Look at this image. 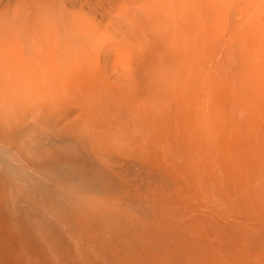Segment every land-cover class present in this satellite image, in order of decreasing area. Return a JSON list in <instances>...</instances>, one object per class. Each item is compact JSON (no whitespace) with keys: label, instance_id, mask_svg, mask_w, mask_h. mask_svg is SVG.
Segmentation results:
<instances>
[{"label":"rangeland","instance_id":"obj_1","mask_svg":"<svg viewBox=\"0 0 264 264\" xmlns=\"http://www.w3.org/2000/svg\"><path fill=\"white\" fill-rule=\"evenodd\" d=\"M0 9L3 30L13 11L27 24L22 30L30 26L23 62L0 74V92H8L0 100V145L16 154L22 145L31 159L56 152L55 161L91 170L105 165L91 155L95 140L123 155L138 151L110 165L135 175L124 174L123 192L114 183L105 205L86 196L79 210L109 225L116 216L107 206L124 204L135 231L157 206L172 229L194 228L197 215L240 225L249 264H264V0H2ZM47 189L44 197L63 192ZM66 218L62 210L57 219ZM55 224L49 236L59 243L51 249L73 256L82 241L71 235L88 232ZM182 239L190 255L191 231Z\"/></svg>","mask_w":264,"mask_h":264},{"label":"bare ground","instance_id":"obj_2","mask_svg":"<svg viewBox=\"0 0 264 264\" xmlns=\"http://www.w3.org/2000/svg\"><path fill=\"white\" fill-rule=\"evenodd\" d=\"M1 2L2 0H0V4ZM41 10H44L43 7ZM3 12V9H0V74L4 73L5 76L8 72L12 73L16 66L18 67V60L23 62L25 58L22 48L23 33H29L27 29L30 26L22 30L24 22L20 20V14L13 11L10 17L14 19V22L3 30ZM75 16L77 15L75 14ZM26 20L30 19L26 18ZM77 22L79 21L77 20ZM17 23L22 32L14 28L15 25H18ZM8 50L14 51V55L7 54ZM31 55H33L32 52ZM7 95L6 91L0 92V100H6ZM4 102L2 101V103ZM95 141H89L92 143L90 146L91 155L92 157L97 156L98 164L99 162L105 164L104 167H98L96 170L87 169L79 162L77 165L70 162L69 165H65V163L55 161L54 157L58 155L56 152L46 155L43 159L39 157L31 159L27 148L22 145L17 154L10 152L9 147H5L4 144L0 145V183L5 182L3 185L7 188L5 195L0 197V207L4 214L2 215V212L0 214L4 219L2 226L0 223V227H2V232L0 231V264H249L251 259L245 255L247 237L240 233V225L222 226L214 219L207 220L206 217L197 215L194 220V228L192 226V228L172 229L173 227L167 225L169 222L163 223L165 218L162 208L157 206L143 212L142 217L144 221H147V223L142 222L145 229L143 227L141 231H135L134 224L133 228L128 224V221L130 222L133 218V210L124 204L114 208L107 206L109 216H116L109 225H104L103 221L91 219L89 213L79 210L76 202L86 196H90L94 200L98 199L105 205L109 201V191L114 183L116 186L118 185L116 190L119 193L123 192L124 188L122 189L121 186L128 184V178L124 174L128 175L130 172L128 167L112 170L110 165L115 162V157H119L123 161L125 157L129 160L139 157L138 151L130 149L123 155L125 150L118 149L116 146L112 148L111 144L109 145L105 141ZM122 141L121 138L117 139V144L119 145ZM117 162L119 163V161ZM56 167H60L61 170L51 171ZM106 167H110V170H106ZM108 171L120 183L113 182ZM131 174L134 175L133 172ZM143 178L136 176L134 181L142 182ZM48 185L58 186L61 191L63 188V192L59 193L58 191L57 195L44 197L43 194ZM15 188L17 194L19 192L21 195L19 198L13 199L10 194H13ZM31 189L41 194V202L30 196ZM65 192L71 193L72 196ZM7 194L10 195V199ZM104 199L106 200L104 201ZM114 200L119 201L117 197ZM71 201H74L75 204ZM62 210H65V215L68 216L63 219V222L57 219L59 215H62ZM6 213H9V218L6 217ZM39 216L43 220H39ZM134 217L136 216L134 215ZM10 218L12 221L16 220L12 223L14 225L12 231L9 222H7ZM31 219H38V221L32 220L34 221L32 222ZM57 222L64 223L66 226L69 223L70 226L79 227L82 231L85 229L88 232L87 234L71 235L72 238L74 236L82 241L81 249L75 247L73 256L68 252L55 254L51 249L55 246L54 243L56 245L59 243L57 238L49 236ZM4 223L7 224L4 225ZM3 227H7L9 232L5 234ZM33 231L43 236L48 235L41 237L39 234V237H32ZM185 231H191L192 234V253L190 255L187 254L182 239V234Z\"/></svg>","mask_w":264,"mask_h":264}]
</instances>
